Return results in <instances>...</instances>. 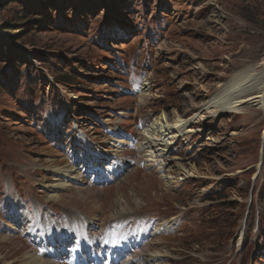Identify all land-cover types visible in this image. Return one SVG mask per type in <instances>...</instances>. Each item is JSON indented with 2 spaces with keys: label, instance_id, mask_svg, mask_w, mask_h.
<instances>
[{
  "label": "rangeland",
  "instance_id": "rangeland-1",
  "mask_svg": "<svg viewBox=\"0 0 264 264\" xmlns=\"http://www.w3.org/2000/svg\"><path fill=\"white\" fill-rule=\"evenodd\" d=\"M263 59L264 0H0V264H22L29 225L63 216L139 235L160 264H264V97L201 108ZM194 112L189 133L150 127L169 151L149 166L143 128ZM87 158L110 168L106 185L81 178L48 200L53 168Z\"/></svg>",
  "mask_w": 264,
  "mask_h": 264
},
{
  "label": "bare ground",
  "instance_id": "bare-ground-1",
  "mask_svg": "<svg viewBox=\"0 0 264 264\" xmlns=\"http://www.w3.org/2000/svg\"><path fill=\"white\" fill-rule=\"evenodd\" d=\"M260 66L263 67L262 70L256 73H253V68L248 67L231 75V78L219 85V89L201 105V108H204L208 114L214 113V115H216L218 113L236 111L239 106L242 105L259 104L262 97H264V59L260 62ZM146 85L147 83L145 82L144 88H146ZM144 88H141L142 92L139 94L138 100L140 102L146 96V89ZM254 88L256 89L255 93L249 94V91ZM191 115L192 116L189 118L178 117L170 122L168 118H162L166 121V124L164 123L162 125L160 123V118H154L150 127L159 125L161 129H164L162 130L165 133L164 136L167 134L168 137L176 131L181 134L186 130V132L189 133L192 131V127L188 126V124L197 120L198 113L194 112ZM150 127H147L143 131L144 139L139 146L147 153L145 156L150 158H162L158 160L160 162L164 160L169 149L159 146L163 145L166 147L167 142L165 143V138L162 140L153 137L155 128ZM80 139L87 147V140L85 137L80 136ZM81 158H84V156ZM91 159L92 158H87L85 161H79V164L72 162L64 167L55 166L53 168V182L50 186L52 190L49 192L48 200L60 201V191L68 188L79 190L80 187L78 184L81 183L83 179L86 180L90 176L96 179V183L102 184V187H104L106 185L103 184L104 180L107 178L111 179V170L108 166L104 167V165L101 164V160H97V164H95L90 161ZM162 165L163 163L159 164L158 168L161 172L164 170ZM83 168H86V172H81ZM160 177L165 178V175L162 173ZM78 190L77 192H79ZM73 198L77 199L79 196H73ZM118 200L121 202L120 197ZM76 202L78 203V201ZM12 208L15 213V207ZM123 210L124 208L120 207L117 211L113 212L112 215L120 211L123 212ZM13 215L15 216L17 213ZM78 220L79 221H74L75 223H70L69 220L63 216L58 217L57 220L47 221V226H45V222L43 226L29 225L28 229L26 228L23 234L27 236L26 242H29L27 246L32 252L28 251L23 254L22 264H88L90 259L95 260L96 264H101V253H97V249L101 244L115 254L116 261L113 262L112 260V264H133V262L137 260H139L137 264H160V261H162L163 255L161 256L159 251H139L140 248L145 246H140L142 242L138 238L139 235L123 233L111 234L109 229H99L98 233H95L93 229L89 230L87 228V224L84 221L85 219L82 222L80 219ZM12 228L14 227L12 226ZM86 245H88V248H86L84 252L81 247ZM69 253L70 256H73L71 260L67 259ZM107 253H109V251L106 249L102 255H108L107 258L110 259L112 253ZM47 256H51L52 259L48 260L46 258Z\"/></svg>",
  "mask_w": 264,
  "mask_h": 264
},
{
  "label": "trees",
  "instance_id": "trees-1",
  "mask_svg": "<svg viewBox=\"0 0 264 264\" xmlns=\"http://www.w3.org/2000/svg\"><path fill=\"white\" fill-rule=\"evenodd\" d=\"M42 5L45 6V5H48V4H51V0H40ZM264 208V207H263ZM264 211V210H263ZM252 224V223H251Z\"/></svg>",
  "mask_w": 264,
  "mask_h": 264
}]
</instances>
